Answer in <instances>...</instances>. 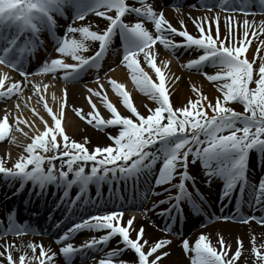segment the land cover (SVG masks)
<instances>
[{
	"label": "snow or ice",
	"instance_id": "snow-or-ice-1",
	"mask_svg": "<svg viewBox=\"0 0 264 264\" xmlns=\"http://www.w3.org/2000/svg\"><path fill=\"white\" fill-rule=\"evenodd\" d=\"M213 3L231 12L246 13L250 7L248 0H213ZM258 4L264 11V0H258ZM204 6L211 10L212 5L207 0ZM66 9L72 10L73 22L83 21L89 13H94L105 18L108 24L102 31H95L88 24L73 26V23H69L64 35L60 36L56 32L59 27L57 17H66ZM130 13H135L142 19L126 22L124 17ZM208 19L205 17L204 21ZM214 19L216 28L213 33L210 24L205 27L204 21L193 17L198 28V34L193 35L186 28L179 30L174 27L166 19L164 11H157L147 0H134L133 3H129V0H0V64L15 68L24 78L23 86L21 81H13L0 91V97L22 94L24 86L31 84L32 92L44 100L40 95L41 84L28 79L33 73L25 71L23 64L40 43L42 31L46 30L52 34L56 45L55 52L59 55L45 59L37 69L39 73L52 74L53 78L62 75L63 80L73 81L79 79L89 68L99 70L102 57L110 50L114 38L119 35L123 45L121 63L126 64L132 73L131 79L140 92L156 104L154 108H148V114H142L130 98V93L125 90V85L110 79L115 92L122 98L123 105L131 115H122L105 95L103 101L110 111L111 118L101 117L98 111L95 114L89 112L83 118L89 124L95 121L97 129L117 127L118 134L109 133L112 144L95 146L90 150L86 146L87 137L84 138L85 142H77L66 134L61 118L64 105L61 104L60 116H57L45 101L44 108L51 115L54 126H49L48 122L44 121L43 131L36 129L31 142L24 148L26 154H21L13 166H6V161L0 159V178L7 183L19 181L17 191L23 189L27 182H31L38 196L43 195L49 185L63 189L57 208L64 203L67 215L80 211L85 205L96 206L99 203L88 196L89 185L97 186L99 197L100 187L105 183L109 185L110 190L113 183L119 186L121 181L125 184L131 181L135 185L141 177L147 183L157 163L162 162L155 175L154 186L167 185L163 191L169 193L171 188L178 191L175 195L170 193L165 200L159 201L169 204L160 214L175 220L184 213L183 202H193L192 192L186 181L193 179L189 171L190 165L200 161L207 177L206 183H210L214 178L223 181V197H230L233 190L239 186L241 196L246 188L249 190L250 205L254 201L255 205L264 207V177L260 178L258 185L251 183L249 178L250 153L257 154L258 164L264 163V57L257 63L255 57L249 60L244 55L249 43L248 29L251 26L247 19L243 22L245 30L242 38L234 34L231 23L227 35L222 38L219 14ZM145 21L152 22L155 35L146 27ZM180 24L184 26L183 20ZM259 32L264 33V21L259 24ZM177 35L182 39L177 41L173 38ZM252 35L258 33L253 31ZM89 41L98 42V49L93 55L85 56L83 53L88 50ZM157 41L166 49L185 47L202 50V54L197 58L187 61V67L197 70H202L203 66L215 67L217 70L214 74L204 75L209 81L216 82L221 95L215 97L213 102L199 88L193 86L198 98L189 99L183 107H174L166 86V75L155 62L153 45ZM260 44L264 46V40H261ZM141 54L147 65L155 71L158 82L141 67L138 60ZM66 57H71L75 62H66ZM6 78L7 74L0 77V86L5 85ZM95 79L99 84L100 77L96 76ZM43 87L47 89L48 85L44 84ZM99 87L103 88V84H99ZM88 91L97 96L101 95L93 88H88ZM53 98L55 99L54 94ZM230 102L240 103L243 111L229 106ZM92 107L95 109V104ZM208 110H211V114ZM76 111L81 113L80 109ZM19 123L18 117L17 128ZM9 132V115L5 112L0 119V141H4ZM58 136L62 138V145L57 139ZM15 139L13 136L12 140ZM86 168L89 170L86 171ZM177 176L178 183H173ZM74 185L79 186V191L69 200V190ZM155 206L154 204L153 207ZM49 215L51 216V213ZM122 217V211H101L82 217L57 237L56 242L67 241L73 233L80 230H94L103 234L99 237L93 236L79 247L70 242L63 243L60 254L70 261L78 251L107 244L118 235L120 240L117 244L122 243L123 249H110L106 254L107 258L100 259L98 264H163V258L170 255L165 248L172 241H142L145 232L143 225L139 227L136 237L132 238L130 228L134 218H129L126 225H122ZM220 218L229 219L227 216ZM248 219L256 218L241 217L244 222ZM260 221L264 223V217H261ZM30 227L27 223L14 222L9 215L8 226L0 229V235H8L10 232L20 235ZM165 230L171 231V227H166ZM218 243L219 250L207 234L201 233L194 242L187 237L183 238L182 250L192 254L191 264H235L241 256L242 241L238 238V246L231 256L222 237ZM13 246L4 244V251H0V257L7 253V264H17L11 251ZM29 247L32 249V255L24 252L19 256L18 264H25L26 257L28 260L38 259L39 264H45L44 258L48 264H56L54 258L57 252L51 248L46 249L42 244L36 243L29 244ZM37 247L40 248L39 256H36ZM129 249L135 253V260L116 259L118 254ZM256 255L259 258L258 264H264V252L256 251ZM0 264H3V261H0Z\"/></svg>",
	"mask_w": 264,
	"mask_h": 264
},
{
	"label": "bare ground",
	"instance_id": "bare-ground-1",
	"mask_svg": "<svg viewBox=\"0 0 264 264\" xmlns=\"http://www.w3.org/2000/svg\"><path fill=\"white\" fill-rule=\"evenodd\" d=\"M250 7L248 11L245 12H231V11H225L223 10L219 5H213L212 1H207L209 4L212 5L211 10H209L208 7H205V1L201 0H147L148 3H151L153 7L157 10H163L165 13V17L167 20H169L173 25L176 26L177 29L186 30L189 31L191 34L195 35V33H198V28L196 27V23L193 20V17L200 18L201 21H204L205 17H208L209 19L207 21H204L205 27H208L209 24L211 25V28L213 30V33L215 32L216 28V21L215 17L217 14H219V28L221 32V37H225L228 32V26L229 23L232 24L233 32L238 37H243V32L245 30L244 28V20L247 19L250 23V27L248 29L249 31V43L247 45V50L245 52V56L252 60L253 57H255L257 63L259 62V59L261 57H264V46L260 44L261 40H264V33L259 32V24L261 21H264V11L261 10L258 1L256 0H249ZM194 6V7H193ZM66 13L69 14V16H73V12L71 9H66ZM138 19H142L141 17L135 15ZM134 18L133 16H128V20L135 22L138 20ZM183 20L184 26L182 27L180 24V21ZM73 23V26H79L82 24H88L91 26L92 30H98L102 31L104 28H106L108 21L105 18H99L94 13H90L88 16L85 17L83 21H75L71 22ZM146 27L153 32L154 31V25L150 21H145ZM253 31L257 32L258 35H252ZM79 36V34H76ZM178 39V38H177ZM229 41H226L228 43ZM89 43V48L87 51L91 50L95 45L96 42H87ZM238 43V41H237ZM114 46L112 49H115L113 52V57L117 56L118 53L123 51L122 48L118 49V46L116 45V41L114 38L113 41ZM259 49V51H258ZM153 51L155 53L156 59H159L160 61L158 63V66L162 69V72L166 75V86L168 87V90L170 92V98L171 102L174 107H183L187 104V101L189 99H196L197 94L194 91L195 88H199L201 92L206 95L210 100H213L218 95L214 93H219L218 88L216 87V82L209 81L204 73L208 74H214L217 70L213 66H203L206 67L207 70L201 71L197 70L195 68H188L187 67V61L190 59L197 58L199 55V50L197 49H187L184 48H176V49H166L161 43L156 44L153 47ZM174 54L178 59L176 65H167L165 60H160V58L164 56H168L170 54ZM112 57V58H113ZM187 58V59H186ZM138 60L140 64L143 66L145 71L149 73V70H151L150 66L147 65L146 61L143 58V54H141L138 57ZM157 61V62H158ZM68 62V61H67ZM114 62H117L114 61ZM110 66V65H109ZM177 66V67H176ZM35 67V66H32ZM202 67V68H203ZM256 65H254V68ZM105 69H102V71ZM188 73V75H187ZM100 74V73H99ZM132 73L129 71V73H123L120 72L118 69H114L110 72L109 76L115 77L119 79V83L126 82L128 77H131ZM86 76V75H85ZM92 75H88L87 78H90ZM84 76H82L79 79H87ZM154 81H158V78L156 76L151 77ZM77 79V80H79ZM76 80V81H77ZM13 82L14 80H10ZM133 84L136 86V92L134 94V102L135 105L138 108V111H140L142 114H148V108L152 107L154 108L156 106L155 101L149 100L147 95L140 92L139 88L133 82ZM50 88L45 89V91L42 93L45 95V99L48 103H50L51 108L53 109V112L57 114V116H60V110H61V103L63 102L64 98H66V116L64 121V127L66 128L67 135H69L70 139H74L77 142H85V137H87L86 146L93 150L95 146H107L108 144V138L107 134L109 133L115 135L118 134V130L115 129H107L101 128L97 131L94 129H90L88 126L81 123L77 116L80 118L86 117L87 114L90 112L88 110H81V100L84 98V95L82 93V89L79 88L77 85L70 86L68 88L65 87V85H59L58 83L50 84ZM194 86V87H193ZM254 86V85H252ZM28 87H25L24 90L26 91ZM65 90H67V95H65ZM214 92V93H213ZM53 94L55 95V99L53 98ZM220 94V93H219ZM117 100H115V106L117 104L118 111L122 115H131L129 110L124 108V105L122 103V98L119 95H116ZM145 98V102H140V98ZM90 99L92 98L91 95L88 97ZM37 103L35 99V104ZM24 109L20 111L13 112L10 116L12 121H15L17 124V118L19 117L20 123L22 121H29L30 123H33L35 127H38L35 116L32 112L33 107H29L33 105V102L26 103ZM231 107H233L235 110H240V108L236 105L235 102L230 103ZM21 107V106H20ZM102 110L104 106H101ZM76 109H80L81 113L78 114ZM71 111L75 113L76 117L73 114H71ZM242 111V109H241ZM5 112L8 113L7 110L3 112V116ZM40 115H42L43 118H45L44 114L38 112ZM70 113V114H69ZM107 114V111L105 112ZM108 115H105L107 117ZM76 118V119H74ZM111 118V117H109ZM108 119V118H106ZM47 121V119H46ZM49 125H51L50 120L47 121ZM95 125V123H92ZM36 134V133H35ZM1 142V141H0ZM251 166H250V182L255 183L258 185V182L261 177H264V163H257V154L253 152L251 154ZM200 161H196L195 164H192L191 167L195 169L194 165L199 163ZM158 173V171H157ZM156 173V166L154 168V171L152 173V177L150 179V187H142L140 189V194L145 195L147 191H149V188H152L150 192L151 195L146 202L148 208H149V215L148 219H138L136 215L129 214V213H123L122 217V225H125L127 220L129 218L133 219V230L130 231V236L134 238V236L137 234V231L139 230V227L141 225L144 226L145 232L142 237V241L144 239H147L149 243L156 242L157 239H170L172 242L170 245L166 246L165 250L170 252V255L166 258H163V264H191V255L190 253H185L182 250V239L187 237L191 242H194L195 239L198 238V236L203 233L207 234L212 241L213 245L217 247L219 250V239L222 237L226 241V245L228 247L229 255H233L236 251V248L238 246V238L242 241L241 246V256L237 258L235 264H258V256L256 255V251L264 252V225H254L253 223L250 224H236V223H229V222H222L219 220V222L212 223L210 226H206L201 228V226L197 227L198 223H201L204 220V216L202 217L201 211L197 212L195 211V214L192 216H185L184 224L181 229H178L176 226L171 227V233L176 237V239H171L164 237V231L168 221H164L163 217L159 215V208H154L153 204L156 202V197L163 193V189L167 188V185L164 186H154V178ZM197 177V175H196ZM207 177L205 175H202L201 177H197L196 183L197 185L204 191L206 194V200L205 203H202V209L203 213L206 214L207 217H220L218 216L220 211H227V208H225L224 204L226 202L227 197H223V181L219 178H214L210 183H206ZM5 181L4 179L0 178V182L2 183ZM14 183H7V185L10 186ZM2 195V193L0 194ZM239 194L237 193L235 197H233L231 204H238ZM143 197V196H141ZM223 197V198H222ZM241 208L238 212L240 215H254L256 219H260L261 217H264V211L261 210L260 205H255V202L253 201L250 205L248 203L249 200V190L246 188L245 193L243 196H241ZM135 209L140 208V204H135L131 206ZM186 208H193L192 203H186ZM200 225V224H199ZM53 229V228H52ZM91 232L93 235L99 236L102 232L94 231ZM82 233V232H80ZM78 233L75 237L64 241L62 243H58V246H63V243H73L75 245L78 243L77 237L80 235ZM91 235V234H89ZM60 236V235H59ZM58 236V237H59ZM118 240H111L109 242V245L107 246L109 249L112 248H122L123 244H117ZM36 243L37 245H43L46 249L51 248L53 251L57 252V256L54 258L56 261V264H75L78 261L83 260L81 264H98V261L102 258H107L106 254L109 251H106L103 253V255L95 254L96 250L100 248H93L91 251L85 254V252H81L77 254L74 258L72 257L69 261L68 258H65L63 255H59V248L57 246L52 245L51 243H44L41 240H30L28 237H25V239H11V241H5L0 240V251H4L3 245L4 244H13L14 246L11 248L12 254L17 257L18 255L23 254L24 252H27L29 256L32 255V249L29 247V244ZM148 245H145L147 248ZM254 249L256 251H254ZM94 254V255H91ZM50 255V253H49ZM7 254H5V257ZM36 256H39L38 249H36ZM91 256H94V258L90 259ZM27 258V257H26ZM2 257H0V260ZM116 259L121 260H135L136 256L135 254L130 251L126 250L122 253L118 254ZM3 262H7L6 259H2ZM34 260V259H33ZM31 262V261H29ZM48 264V261L46 262Z\"/></svg>",
	"mask_w": 264,
	"mask_h": 264
},
{
	"label": "rangeland",
	"instance_id": "rangeland-1",
	"mask_svg": "<svg viewBox=\"0 0 264 264\" xmlns=\"http://www.w3.org/2000/svg\"><path fill=\"white\" fill-rule=\"evenodd\" d=\"M165 62H166V64L167 65H176V63H177V59L176 58H174L173 56H170L169 58H166L165 59ZM177 67V66H176ZM187 75H188V73H187ZM100 82V81H99ZM102 84H103V87H104V85H107V82H106V80L104 81V82H102ZM85 91H86V89H82V93H85ZM132 91V90H131ZM214 93V92H213ZM134 94L135 93H133L132 95L134 96ZM214 94H216V95H220V94H218V93H214ZM115 95V94H114ZM132 95H130V96H132ZM139 101L142 103V102H145L146 100L145 99H143L142 97L139 99ZM81 107H83V108H85V103H84V100H83V98H82V100H81ZM15 104V103H14ZM10 105V104H9ZM70 114V113H69ZM71 115V114H70ZM27 130L28 129H18V132H16V135L15 134H13V136L16 138L15 139V141H13L15 144H18V147H20V144L23 142V140H24V138L28 135V133H27ZM29 132V131H28ZM25 133H27V135H25ZM12 136V137H13ZM12 139V138H11ZM17 150H20V148H17Z\"/></svg>",
	"mask_w": 264,
	"mask_h": 264
}]
</instances>
